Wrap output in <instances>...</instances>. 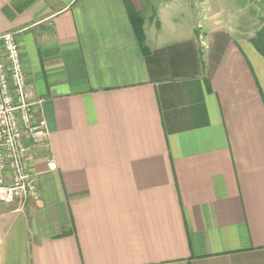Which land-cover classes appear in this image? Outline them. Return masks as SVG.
<instances>
[{"label": "crops", "instance_id": "obj_1", "mask_svg": "<svg viewBox=\"0 0 264 264\" xmlns=\"http://www.w3.org/2000/svg\"><path fill=\"white\" fill-rule=\"evenodd\" d=\"M255 10L264 0H0L48 131L39 200L0 205V264H264Z\"/></svg>", "mask_w": 264, "mask_h": 264}, {"label": "built area", "instance_id": "obj_2", "mask_svg": "<svg viewBox=\"0 0 264 264\" xmlns=\"http://www.w3.org/2000/svg\"><path fill=\"white\" fill-rule=\"evenodd\" d=\"M39 105L26 92L19 45L12 34L0 35V205L40 198L32 159L34 149L47 143L48 131L36 113ZM55 166L48 164L50 170Z\"/></svg>", "mask_w": 264, "mask_h": 264}, {"label": "trees", "instance_id": "obj_3", "mask_svg": "<svg viewBox=\"0 0 264 264\" xmlns=\"http://www.w3.org/2000/svg\"><path fill=\"white\" fill-rule=\"evenodd\" d=\"M131 19L134 24L135 31L137 32V36L139 41L142 43L143 32L142 26L139 17L136 14H131ZM253 45L255 49L264 57V27L260 32H258L253 40ZM145 48L143 47V51Z\"/></svg>", "mask_w": 264, "mask_h": 264}, {"label": "rangeland", "instance_id": "obj_4", "mask_svg": "<svg viewBox=\"0 0 264 264\" xmlns=\"http://www.w3.org/2000/svg\"><path fill=\"white\" fill-rule=\"evenodd\" d=\"M244 13H245V12H244ZM254 13H255V15H257V21H258V22H257V23H258L257 25H261V24H262V20L264 19V17H262V15H261V11H260V12H259V11L257 12V10H255ZM258 13H259V15H258ZM223 14H227V15H228V14H230V13H224V12H223ZM231 14H232V13H231ZM243 19L245 20V18H241V20H238V21H240V22H244ZM263 27H264V26H263ZM263 27H262V28H263ZM260 31H261V30H260ZM260 31H259V32H260Z\"/></svg>", "mask_w": 264, "mask_h": 264}]
</instances>
